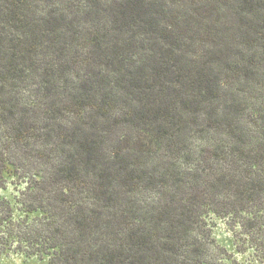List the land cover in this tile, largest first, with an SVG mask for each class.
Here are the masks:
<instances>
[{"label": "trees", "instance_id": "obj_1", "mask_svg": "<svg viewBox=\"0 0 264 264\" xmlns=\"http://www.w3.org/2000/svg\"><path fill=\"white\" fill-rule=\"evenodd\" d=\"M10 167L43 219L0 200V257L235 264L210 214L264 246V0H0Z\"/></svg>", "mask_w": 264, "mask_h": 264}, {"label": "rangeland", "instance_id": "obj_2", "mask_svg": "<svg viewBox=\"0 0 264 264\" xmlns=\"http://www.w3.org/2000/svg\"><path fill=\"white\" fill-rule=\"evenodd\" d=\"M6 185L0 189V200H7L12 206V220L21 225L22 231L28 232L32 229H38L43 214L40 211L31 213L27 209L29 201L23 203L20 191L24 184L20 183L14 175L13 168L5 174ZM207 230L211 240L226 253L230 263L235 264H264V246L258 245L253 241V236L248 235L239 223H235L227 217H220L210 214L206 218ZM17 240V239H16ZM260 244L264 239H260ZM23 246L24 249H16ZM27 243L14 242V249L9 250L0 257V264H46L48 257L46 255H32V249H27ZM27 250V251H25Z\"/></svg>", "mask_w": 264, "mask_h": 264}]
</instances>
